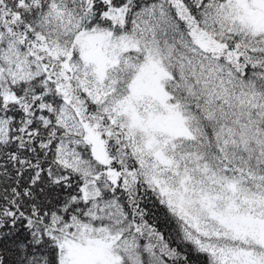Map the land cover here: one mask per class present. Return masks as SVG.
I'll return each mask as SVG.
<instances>
[{"label": "snow or ice", "instance_id": "obj_1", "mask_svg": "<svg viewBox=\"0 0 264 264\" xmlns=\"http://www.w3.org/2000/svg\"><path fill=\"white\" fill-rule=\"evenodd\" d=\"M0 264H264V0H0Z\"/></svg>", "mask_w": 264, "mask_h": 264}]
</instances>
